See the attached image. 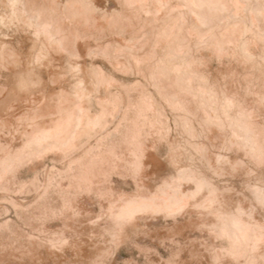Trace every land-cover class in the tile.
Here are the masks:
<instances>
[{
	"label": "bare ground",
	"instance_id": "bare-ground-1",
	"mask_svg": "<svg viewBox=\"0 0 264 264\" xmlns=\"http://www.w3.org/2000/svg\"><path fill=\"white\" fill-rule=\"evenodd\" d=\"M0 264H264V0H0Z\"/></svg>",
	"mask_w": 264,
	"mask_h": 264
}]
</instances>
